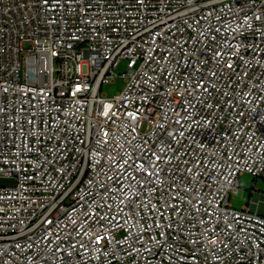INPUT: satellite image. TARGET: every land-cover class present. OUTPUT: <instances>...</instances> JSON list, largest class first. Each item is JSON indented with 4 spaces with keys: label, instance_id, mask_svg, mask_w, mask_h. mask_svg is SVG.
<instances>
[{
    "label": "built area",
    "instance_id": "1",
    "mask_svg": "<svg viewBox=\"0 0 264 264\" xmlns=\"http://www.w3.org/2000/svg\"><path fill=\"white\" fill-rule=\"evenodd\" d=\"M243 174L264 0H0V264H264Z\"/></svg>",
    "mask_w": 264,
    "mask_h": 264
},
{
    "label": "rangeland",
    "instance_id": "2",
    "mask_svg": "<svg viewBox=\"0 0 264 264\" xmlns=\"http://www.w3.org/2000/svg\"><path fill=\"white\" fill-rule=\"evenodd\" d=\"M127 71V62L123 61L116 69L118 75ZM127 86L126 80L122 77L115 82L104 85L102 93L109 99L115 98L123 93ZM264 196V180L256 179L252 175L243 174L239 178V187L232 193L230 203L235 209L241 210L252 201Z\"/></svg>",
    "mask_w": 264,
    "mask_h": 264
}]
</instances>
